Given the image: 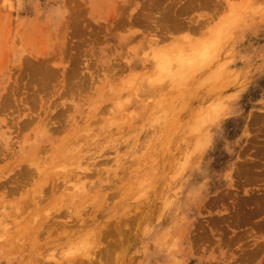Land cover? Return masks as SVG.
<instances>
[{
  "label": "rangeland",
  "instance_id": "1",
  "mask_svg": "<svg viewBox=\"0 0 264 264\" xmlns=\"http://www.w3.org/2000/svg\"><path fill=\"white\" fill-rule=\"evenodd\" d=\"M253 113L264 0H0V264H264Z\"/></svg>",
  "mask_w": 264,
  "mask_h": 264
},
{
  "label": "bare ground",
  "instance_id": "2",
  "mask_svg": "<svg viewBox=\"0 0 264 264\" xmlns=\"http://www.w3.org/2000/svg\"><path fill=\"white\" fill-rule=\"evenodd\" d=\"M181 21V20H180ZM173 22V21H172ZM178 21H177V19H176V23H177ZM183 21H181V23H182ZM180 23V22H179ZM174 24H175V22H174ZM173 24V25H174ZM183 24V23H182ZM182 24H180L179 25V27L182 25ZM177 25H178V23H177ZM175 26V25H174ZM178 27V26H177ZM214 40V39H213ZM194 45V44H193ZM214 48L215 47H213V46H209L207 49H203V50H200V54H198V55H201V56H204L205 58L207 57H209L210 59L212 58H214ZM215 51H216V48H215ZM190 54V53H189ZM189 54H187V55H189ZM192 54H193V51H192ZM195 54H197L196 52H195ZM194 55V54H193ZM215 55H218V53H215ZM157 56V55H156ZM184 56V55H183ZM190 56V55H189ZM212 56V57H211ZM155 57V56H154ZM160 59H156L155 61H158V64H157V66H159V68L161 69L162 68V70L163 71H165V74H167L166 72L168 71V70H172V69H169L168 67L170 66V62H171V58H173V57H168L167 56V54H165V55H162V54H160ZM190 57H192V55L190 56ZM190 57H188L189 59H191ZM195 57V56H194ZM193 57V58H194ZM216 57V56H215ZM187 57L186 58H178L177 59V57H176V62H177V64H180V63H182V61H184V60H186V59H188ZM204 58V59H205ZM206 58V59H207ZM203 59V61H205ZM209 59V60H210ZM211 59V60H212ZM27 60V59H26ZM200 59H198V61H199ZM28 61V60H27ZM200 61H202V59L200 60ZM208 61V60H207ZM195 62H197V61H195ZM173 67V66H172ZM168 72H170V71H168ZM181 75V74H180ZM146 76V75H145ZM144 76V77H145ZM142 77L143 78V80H145V78L147 77ZM148 77H150L149 75H148ZM147 77V78H148ZM146 78V79H147ZM157 78V77H156ZM155 78V80L156 81H158L159 82V80H161V78H159V79H156ZM140 80H141V77H140ZM140 80H138V81H140ZM153 80V81H152ZM153 78H151V80L150 81H148V79L146 80V81H148L147 82V85H146V82L145 81H143L141 84H138L137 85V82H136V89H140V86L139 85H145V87H143L142 86V88H144L143 90H140L139 92H136L137 93V95L138 96H140V95H142L143 93H145L146 94V90H155L156 89V91H157V87H158V85H161L162 86V83H160V84H158V85H156V84H154V81H155ZM142 81V80H141ZM157 82V83H158ZM145 83V84H144ZM156 85V88L155 89H153L154 88V86ZM151 86H152V89H150L151 88ZM164 87H165V84H164ZM159 88H161L160 86H159ZM159 90V89H158ZM153 91H152V94H153ZM149 93H151L150 91H149ZM146 94V95H150V94ZM154 93H155V91H154ZM143 96H144V94H143ZM7 96L5 95L4 96V98L6 99V100H8L7 98H6ZM204 97V96H203ZM198 99V98H197ZM200 99H202V98H200ZM132 100V99H131ZM144 101V100H143ZM206 101V100H205ZM205 101H203V102H205ZM202 102V103H203ZM207 102V101H206ZM223 104H221L220 102H217V103H215V105H210V106H207V107H204V108H200L199 106H197L196 107V103L191 107V108H194V106L196 107V108H194L193 110L191 109V116H189V124L191 125L189 128H191V130H192V132H191V134H190V136L196 131V129L197 128H200L201 129V131H200V136L197 138V141H196V143L194 144V146H192L191 144H193V143H189V141L187 142V143H189L190 145V147L193 149V151L191 150V152H190V155H189V153H186L185 151H186V149H187V147H188V149H187V151L189 150V146H183V147H185L186 149H184L185 151L183 152V153H185V155H184V161L183 162H181V164H180V166H181V168H184L185 166H186V164H187V162H189L192 158H194L197 154H200L204 149H205V147H207L206 145L209 143V141H210V137H211V123H215V121H217L218 119H219V117L221 116V112L223 111V109L224 108H222L223 106H222ZM202 107H203V105H202ZM175 115H179V114H175ZM178 117V116H177ZM176 118V117H175ZM259 119H261V120H264V116H262V115H260V114H257V113H253V115L251 116V123L254 125L255 124V122H257ZM196 127V129L194 130V128ZM189 130V129H188ZM187 130V131H188ZM199 129H197V131L196 132H199L198 131ZM188 132H190V130L188 131ZM184 134V133H183ZM182 134V135H183ZM184 135H185V137H184ZM181 138H184V139H187L186 138V136H187V134H184ZM188 137H189V135H188ZM189 139V138H188ZM179 140V139H178ZM176 141L177 143L179 142V141H181V140H179V141ZM162 141V140H161ZM160 141V142H161ZM167 141H169V137H168V140ZM183 141V140H182ZM171 142H172V140H171ZM170 142V143H171ZM162 143H163V141H162ZM161 143V144H162ZM169 143V142H168ZM181 143V142H180ZM166 144H167V142H166ZM175 144V143H174ZM179 144V143H178ZM184 144V143H183ZM167 145H169V144H167ZM185 145V144H184ZM187 145V144H186ZM170 147H171V145H169ZM181 146V145H180ZM190 148V149H191ZM167 150H169L170 151V148H168ZM179 150H180V152H181V148H179ZM171 152V151H170ZM189 152V151H188ZM169 153V152H168ZM168 153H167V156H168ZM171 154V153H170ZM187 154V155H186ZM171 156V155H170ZM175 156V155H174ZM168 158V157H167ZM176 158V157H175ZM174 158V159H175ZM172 160H173V158L171 157V161L170 162H172ZM168 162V161H167ZM169 163V162H168ZM28 166H26V167H23L22 168V170L23 171H28ZM81 173H84L83 171H81Z\"/></svg>",
  "mask_w": 264,
  "mask_h": 264
}]
</instances>
